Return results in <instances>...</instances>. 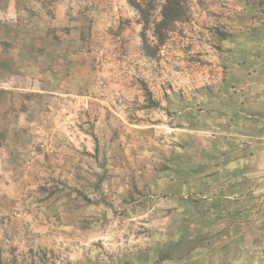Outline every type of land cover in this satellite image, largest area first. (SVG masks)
<instances>
[{"label":"rangeland","instance_id":"obj_1","mask_svg":"<svg viewBox=\"0 0 264 264\" xmlns=\"http://www.w3.org/2000/svg\"><path fill=\"white\" fill-rule=\"evenodd\" d=\"M179 2L0 0V264H264V0Z\"/></svg>","mask_w":264,"mask_h":264},{"label":"trees","instance_id":"obj_2","mask_svg":"<svg viewBox=\"0 0 264 264\" xmlns=\"http://www.w3.org/2000/svg\"><path fill=\"white\" fill-rule=\"evenodd\" d=\"M130 3L139 10V12L143 15L144 14V9H143V5L142 2L144 0H129ZM181 10V5L179 0H167V4L165 6V12L166 14L169 12L172 15H178L180 13ZM169 17L167 18V16H165L164 22H162L157 28H156V32L160 33V30L162 29L163 26H165L167 24ZM161 35V34H160Z\"/></svg>","mask_w":264,"mask_h":264}]
</instances>
